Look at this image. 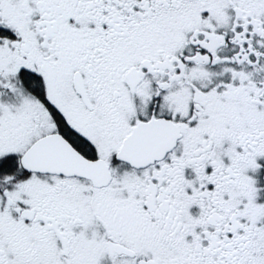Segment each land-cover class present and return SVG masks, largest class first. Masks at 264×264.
<instances>
[{
    "label": "snow or ice",
    "instance_id": "obj_1",
    "mask_svg": "<svg viewBox=\"0 0 264 264\" xmlns=\"http://www.w3.org/2000/svg\"><path fill=\"white\" fill-rule=\"evenodd\" d=\"M0 264H264V0H0Z\"/></svg>",
    "mask_w": 264,
    "mask_h": 264
}]
</instances>
